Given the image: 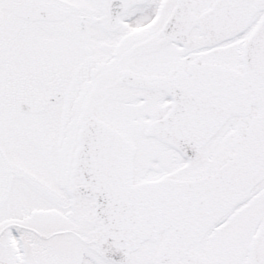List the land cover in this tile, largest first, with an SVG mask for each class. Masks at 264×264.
<instances>
[{
  "label": "snow or ice",
  "instance_id": "snow-or-ice-1",
  "mask_svg": "<svg viewBox=\"0 0 264 264\" xmlns=\"http://www.w3.org/2000/svg\"><path fill=\"white\" fill-rule=\"evenodd\" d=\"M0 264H264V0H0Z\"/></svg>",
  "mask_w": 264,
  "mask_h": 264
}]
</instances>
